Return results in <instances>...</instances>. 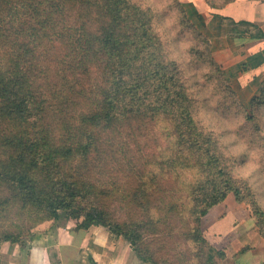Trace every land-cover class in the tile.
<instances>
[{"label":"trees","instance_id":"obj_1","mask_svg":"<svg viewBox=\"0 0 264 264\" xmlns=\"http://www.w3.org/2000/svg\"><path fill=\"white\" fill-rule=\"evenodd\" d=\"M204 1L221 8L233 0ZM173 2L179 6L178 0ZM158 17L155 8L136 0H0V215L14 212L37 223L80 205L72 215L76 228L103 226L139 258L155 264L142 249V233L161 220L151 200L153 183H159L165 167L145 170L126 158L123 169L117 153L127 147L147 157L156 151L171 169L183 163L181 155L198 165L199 177L183 206L192 221L198 222L232 193L251 207L264 238V205L249 176L235 174V156L225 152L220 134L198 116L201 109L193 102L184 71L169 57L156 30ZM196 35L195 44H203V37ZM56 43L63 53L54 49ZM196 50L191 48V57L203 62ZM62 70L67 73L66 105L59 110L61 116L49 118L33 84L38 81V89L55 84L57 90L55 78ZM255 112L252 103L241 128L252 133L248 141L260 148L264 172V133ZM162 120L165 131L155 133ZM51 127L55 133L49 136ZM163 134L165 143L159 140ZM100 146H107L102 153L110 174L122 179L127 171L126 178L133 181L120 193L131 206L127 218L112 215L106 206L108 187L99 185L96 171L89 168ZM187 234L200 241L197 225L190 224ZM22 235L20 228L0 222V242L18 243L28 237ZM219 255L225 257L224 252ZM214 256L211 251L207 261Z\"/></svg>","mask_w":264,"mask_h":264},{"label":"rangeland","instance_id":"obj_2","mask_svg":"<svg viewBox=\"0 0 264 264\" xmlns=\"http://www.w3.org/2000/svg\"><path fill=\"white\" fill-rule=\"evenodd\" d=\"M136 1L142 5L152 6L158 12V16H161L155 20L156 30L166 43L169 57L176 60L184 71L193 102L201 109L198 116L211 130L220 134L225 152L235 156L233 165L235 174L249 176L259 201L264 205V172H260L263 169L260 160L261 150L248 141V136L251 137L252 133L249 134V131L241 128V124L246 120L245 115L253 103L256 112L252 114L256 115V121L261 123V132L264 133V106L259 104L264 102V73L254 74L253 71L261 64V60L244 49L238 51L244 46L239 41L240 36H245V32H249L251 28L237 27L229 19L223 21L222 26L219 25V17L217 18L214 12L203 10V0H178L179 6L174 4L173 0ZM197 33L203 37V44H195ZM204 39L208 42L207 46ZM193 46L197 52H202L203 62H197L191 57L193 54L190 50ZM53 47L63 53L62 45L56 43ZM66 74L62 70L60 76L55 78L57 90L54 89L55 84L53 88L41 86V89L37 88L40 84L38 81L33 84L35 97L40 100L49 118L61 116L59 110L62 105H66L64 101V96L68 94V84L64 83ZM53 90L56 93H52ZM57 92L63 93L62 96ZM87 92L93 99L94 91L89 87ZM158 126L155 133L165 131V120L160 121ZM54 133V127H51L48 135L52 136ZM159 140L165 143L168 139L163 134ZM169 146L171 149L173 144ZM101 147L93 154L89 168L92 173L96 171L94 176L100 179L101 184L97 183L99 185L104 183L108 187L106 206L112 215L117 219L127 218L131 206L121 198L120 193L133 181L126 178L127 171L123 172L122 179L114 178L110 174L106 169L107 156L102 153L107 146ZM3 153L4 148L0 150V154ZM147 154L149 157L127 147L117 153L123 163V169L127 167L126 158L132 159L136 167L145 170L155 167L158 171L162 165L165 167L161 170L163 173L158 179L159 183H153L154 194L151 200V204L158 208L157 213L161 220L152 225L150 230L146 228L142 233V249L147 251L146 254L153 258L155 264H264V238L258 232L248 204L238 202L235 196L229 193L223 201L212 206L198 222L192 221L183 210V206L187 203L191 183L199 177L198 165L192 163L191 159L184 160V156L181 155L183 163L171 169L169 165L162 163L156 151L153 155ZM162 198L165 200L164 203L161 201ZM171 206L173 209L167 210L168 207L172 208ZM79 209L80 205H76L71 210H60L58 215L69 218L76 225L77 221L72 215ZM50 221L51 219L44 218L37 223H31L28 218L17 217L14 212L6 214L2 212L0 215L2 224L13 230L20 228L22 236L31 233L20 242L43 231ZM190 224L197 225L199 229L198 243L187 234ZM211 251L215 256L212 262H208L207 255ZM219 252H224L225 257H221Z\"/></svg>","mask_w":264,"mask_h":264},{"label":"crops","instance_id":"obj_3","mask_svg":"<svg viewBox=\"0 0 264 264\" xmlns=\"http://www.w3.org/2000/svg\"><path fill=\"white\" fill-rule=\"evenodd\" d=\"M203 4L204 11L219 17V25L229 19L237 27L251 28L240 36L244 46L238 51L244 49L260 58L261 64L253 71L264 73V0H233L217 10L204 0ZM91 260L96 264H149L107 228L78 229L72 220L60 214L24 242H0V264H91Z\"/></svg>","mask_w":264,"mask_h":264}]
</instances>
